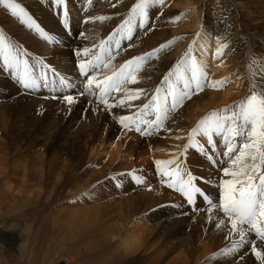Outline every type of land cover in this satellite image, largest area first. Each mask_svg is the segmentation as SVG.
Wrapping results in <instances>:
<instances>
[{
  "label": "rangeland",
  "instance_id": "obj_1",
  "mask_svg": "<svg viewBox=\"0 0 264 264\" xmlns=\"http://www.w3.org/2000/svg\"><path fill=\"white\" fill-rule=\"evenodd\" d=\"M250 1L253 6H262V8L257 10V14H253V10L241 8L238 2L243 4L242 0H193V4L187 6L185 5V0H166L162 7L154 6L150 8L147 29L141 31L140 35H135L132 40L127 39V42H124V38H122V42L125 44L120 46L118 50L114 49L113 53L111 52L114 59L119 54H126L132 48L136 47L141 38H153L152 32L156 29H165L167 35L171 37L163 41L164 44H168V42L173 41L174 38L175 40L178 39V43L176 46L175 43L174 46L168 45L167 50L163 49L156 56L148 58L136 73L138 82L135 84L129 83L125 86L133 91L139 89L138 86H142L144 92L139 99L130 102L126 101L125 106H120L119 104L116 105V102L118 101L117 98L120 95L122 96V93H117L118 95L114 94V96H109V102H113L116 106L110 110H128L125 115H134L139 112L142 108L141 105L146 103L144 102L142 104V99H148L146 100L147 102L151 99V96L154 94L152 93L151 95V89L155 85L158 86L161 84L162 86L159 87L162 90L167 89V84L164 83V77L168 75L169 72L173 71L190 45L193 47L192 55H194L200 63L204 64L207 71L210 73L209 78L216 80L212 64H205L202 61V57H200L194 49V44L199 36V30L186 26L185 24V16L183 15H186L191 8H194L196 11L198 18L195 16V19L200 20L199 26H206L209 29L208 35L210 40L212 39L211 42L214 39H219L220 35L224 34L222 28L217 27L220 19L226 24V27H228L225 29L226 33H232L234 27L238 26L237 31L239 30V32L235 36H238V39H240V48L244 49L251 47L247 55L250 76L246 78L238 77L239 68H236L237 62H235L234 65V63H232L233 60H231L230 65H223V72H227L222 76V79H224L225 76L228 78V83L223 90L206 88L199 95H194L191 100L186 102H194L193 100L197 97L207 100L210 98V95L216 97V94L218 96L216 97L217 100L222 102L224 99L223 96L231 91L230 96L227 98V100H229L227 105L229 106L232 102L233 104L230 106H233L250 94L249 88H246L253 86L255 82H257V84H255L257 90H259L260 77L256 75L254 79L253 75L259 74L264 70V0ZM16 2L20 3L44 31L52 37V42L49 43L41 38L38 33L21 24L18 18L13 17L2 7H0L1 19L4 21L8 20L11 24H14L22 33L25 31L28 32L29 35L45 49H67L69 52L71 51L73 57H76L78 49L77 42L79 39L84 38L85 35L91 32L93 33V29H90V31L87 29V32L85 31V33H82L83 26L88 25L89 22H94L98 17L97 14L99 11L106 8L108 4H111V10L116 9L115 11H117V13L122 11L121 7L126 4L125 6L127 7L123 9L122 16L119 17L118 14L115 16L118 17L119 23L115 26L116 29H114L115 27L113 29L117 31L118 26L128 18L130 8L136 0H65L64 4H57L56 0H16ZM99 4H102L103 8L101 10H98ZM234 5L240 7L234 9ZM27 6H29V8H27ZM65 10L70 12L66 17L68 21L67 26L63 23L65 19ZM235 12H238L237 15ZM240 12L242 15L241 20H239ZM178 16L179 19H177ZM230 16H232L234 21L231 20ZM48 19L52 20L51 23H56L55 30L43 26L45 20L48 23L50 22ZM155 19H158L157 22H155ZM237 20L239 23L235 24L234 22ZM95 23H97V21ZM5 24L8 23L5 22ZM115 24L116 22H113L112 26ZM132 24L134 26L132 27V32L136 29L140 30L139 18H136ZM154 24H156V26L153 31H151ZM92 25L91 23V26ZM244 25L246 27L243 28V31L242 27ZM183 27L185 29H183ZM256 27L259 29L256 30ZM72 28L74 30H72ZM177 28H179V30ZM180 28L182 29L180 30ZM112 30L104 35L106 39H108L110 36L109 33ZM0 32H3L4 35L7 33L5 28L1 25ZM6 37L17 48L31 53L30 55H26L27 58L34 61L30 64L38 65L37 61H43L50 66L49 63L44 61L45 59L42 60L40 58L41 55L32 53L22 42L18 40L15 41L10 35ZM119 38L121 41V37ZM97 42H95L93 46H95ZM66 43H68L67 47ZM155 48H157V46ZM208 49L212 50V48ZM227 49L228 45L224 48V54ZM82 50L83 49L80 51ZM145 50L144 48L140 50L135 57L144 56L145 53L152 51V49L149 51ZM43 52L45 53L46 50ZM165 52L171 55V60L167 62L165 68L162 69L163 71L161 70L162 72L160 71L159 74L152 76L148 71L149 65L162 59V55L165 54ZM80 58L86 59L87 57L82 55ZM91 74L95 73L91 72ZM68 76H70L73 82V76ZM9 77L12 78L10 72L4 71L2 69V62H0V80L8 79L7 83L9 82V85L6 83L0 85V171L2 167L6 169L4 174H0V264H134V260L125 258V254L121 247L110 244L105 245L104 242H101L102 240H99L100 233L94 230L95 225L92 224V221L83 220L77 218V216H79L81 212L84 215L85 212L86 214L89 212L90 215L91 211L96 207H100L102 210H108L109 208H128V210H130V205L133 202L131 193L136 190L135 187L138 186V184L134 182V185L130 186L126 184L122 178L125 176L128 177L132 172H143L146 175L145 180L147 181L150 176H154L153 179L156 180L153 181L156 182V184L158 179V184L161 188L166 192H170L171 195L178 196L179 200L164 198L163 200L165 201L154 208L157 211H161L160 209L164 211L173 209L178 201H182V194L168 188L165 183H161V174L153 172L151 169V166H155L153 161L150 163L151 166L150 164H145L142 169H137L135 165L129 167L125 165L124 161L120 160L117 163V167H115L112 172L103 175L100 174L101 172L99 169L103 167L106 158L95 157L89 161L88 152L85 150L87 140H92L94 136L89 135L88 131L92 129V126H95V123L89 120L90 118H76L78 114H85L86 112V104H78L77 102V96L81 93L80 90L73 88V90H66L63 93V95L65 93L72 94L76 100L74 104L69 106L62 100L63 95L53 99L54 96L50 98L48 93H42L40 94L42 96L36 97V93L23 92V87L19 86L14 78L10 79ZM152 77H154V79ZM152 83H154V85H151ZM180 87H182V85H180ZM51 93L54 92L51 91ZM163 94L164 92L162 91L161 96H163ZM239 95H241V97ZM114 99L117 101H113ZM224 100H226V98ZM221 108L222 106L217 107V105H213L210 111L205 112V114L207 115L211 111H216V109L219 110ZM179 110L171 115V117L174 118L166 121L164 128L158 132L161 138L178 140L174 138L177 136L181 137L185 133L184 131H186L187 126L182 125L180 129L178 128V122L181 121L183 123L185 120L183 116L184 112L181 111V108H179ZM205 114L202 115V118ZM117 117L118 116L114 117L113 123L123 128L118 123ZM144 118L154 119V116H147ZM86 121L89 124H86ZM189 122L190 121H188V124ZM85 124L87 127H84L86 126ZM176 128H178V131H174ZM130 134H133L132 137L135 135L132 139V144L135 142V138L139 136L141 138H147L148 140L152 137V135L142 136L140 133H136L134 128L130 131ZM215 138L221 139L222 137ZM179 140H182V137ZM237 140L238 144L242 142L240 138H237ZM216 150V153H209L208 148H204V153L201 151L202 160L206 161L204 158L206 156L207 158L212 157L211 161L208 158L209 164L206 161L208 165H204L203 169L205 172L215 173L219 181L221 179H228V177L223 175L222 171L223 167L228 166L229 161L228 156L222 155V152L226 151V149L223 145L217 146ZM178 153L179 152H177V155H179ZM186 154L187 155L183 158L185 161H188V153ZM203 154H205V156ZM79 162H82L84 166H77ZM191 167L195 172L197 167L194 165H191ZM24 171L28 173L27 178L30 177L32 179V184L39 183V179L41 178V182L46 180V182L49 183L48 187L44 188V191L41 193H37L35 187H29L28 189H30L31 193H28L29 190L24 189L25 187L23 188L20 185L25 175ZM80 173H83L82 175H84V177H89L94 174L100 176L98 181L85 192V195L70 193L73 190L72 188L77 189V186L74 185L75 183L70 182V179ZM6 176L10 179L5 180L4 178ZM130 176L129 178H131ZM164 179L167 180V177ZM5 181L12 184L11 189H8L5 185ZM149 181L153 182L152 180ZM56 182L59 184L57 187H54ZM139 187L147 189L146 184ZM51 188L54 189L53 194H51V196L46 195L47 191H50ZM12 189H14V191ZM55 190L56 192H54ZM107 190L113 192L112 196L107 195ZM54 193H56V196H54ZM187 206L194 211L193 205L187 204ZM214 209H219V207H215L212 210ZM79 211L80 213H78ZM68 256L77 257L73 262L68 259ZM209 259H213L211 254L209 255ZM239 260L240 259H238L237 262Z\"/></svg>",
  "mask_w": 264,
  "mask_h": 264
},
{
  "label": "bare ground",
  "instance_id": "obj_2",
  "mask_svg": "<svg viewBox=\"0 0 264 264\" xmlns=\"http://www.w3.org/2000/svg\"><path fill=\"white\" fill-rule=\"evenodd\" d=\"M242 2L243 4L238 2L241 8H245L246 10L248 9L253 10L254 11L252 12L253 14H257V10L262 8L261 5L253 6L250 0H242ZM185 3L186 6L192 5L193 0H185ZM125 5L121 7L122 11L117 13V11H115L116 9L111 10L112 9L111 4H108V6L104 9H102L103 8L102 4H99L98 10L102 9V11H99L97 15L98 17H100L101 15V17H105V19L102 21L96 19L94 22H89L88 25L82 27V33H85L87 29H89V31L90 29H93V33L91 32L92 34L90 33L88 35H85L84 38H80L79 41L77 42V48H78L77 51H80L85 47L90 49L91 54L86 59H92L94 55L99 54L100 41L101 40L108 41V39H106L105 38L106 36L104 35H106L110 30H112L115 26H117L119 20L118 17L115 16L116 14H118L119 17L122 16L123 9H126L127 7ZM240 6L234 5V9H237ZM27 8H29V6H27ZM237 13L238 12H235L236 15ZM68 14H70V12ZM183 16H185L186 26H190L191 28H195L199 30L198 32L199 36L197 38L196 43L194 44V49L198 53V55L202 57V61L205 64H212L213 72L216 80H222V76L227 72V71L223 72L224 69L223 65L224 66L230 65L231 60H233L232 63H234V65L235 62H237L236 68L237 69L239 68L238 70L239 73L237 74L238 77L246 78L250 76L249 65H248L249 60L247 59V55L249 54L248 52L251 47L250 48L247 47L244 49L240 48V44H239L240 39H238L239 38L238 36H235L239 32V30L237 31L238 26L234 27V31H232V33L230 32L226 33L225 29L228 27H226V24H224L221 21V19L220 20L218 19L219 21L217 27H221L222 30L224 31V34L220 35L219 39H214L211 42L212 39L210 40V37L208 35L209 29L206 26H202V27L199 26L200 20L195 19V16L196 18L198 17L194 8H191L189 12ZM241 16L242 15L240 12L239 20H241L242 18ZM230 17L231 20L234 21L232 16ZM155 20H156L155 22H157L158 19ZM49 21L50 22L48 23L45 20L43 26H45V28L50 27L53 30H55L56 23H51L52 20ZM96 21L97 23H95ZM133 21H135V19ZM5 22H7L8 24H5ZM113 22H116V24L112 26ZM91 23L93 24L92 26ZM234 23L237 24L239 23V21L237 20ZM148 24L149 22L147 21L144 28L140 27L139 28L140 30L137 29L134 30L132 32V38L135 35H140L141 31L146 30ZM0 25L3 28H5V30L7 31V33H5L6 36L9 37L10 35L11 38H13L15 41L18 40L22 42L35 55L38 54L41 55L40 58L42 60L45 59L44 61L50 64L51 66V67L49 66L50 68H54L60 75L64 76L67 79V81L73 85V87L71 88L72 90L73 88H75L77 90H80V92L83 91V84L85 83V78L80 75L78 68V64L82 60V58L80 57H82L83 51H81L80 57L74 56L75 57L74 58L71 51L69 52V50L67 49L65 50L45 49L44 47H42V45L39 42H37L33 37H31L28 32L25 31L24 33H22L20 29L18 30V28H16V26H14V24H11L8 20L4 21L3 19L0 18ZM155 26L156 24H154L151 31H153ZM132 27H134L133 24ZM244 27L246 26L244 25L242 27V30ZM114 29H116V27ZM114 29L109 33V35L111 36L114 32L116 33V35L113 37L112 41H109L105 45L106 48L111 49L112 53L114 49L118 50L114 41L120 39L119 37H121L120 33L117 32L116 30L114 31ZM177 29L179 30V28ZM181 29L182 28H180V30ZM183 29L185 28L183 27ZM258 29L259 28L256 27V30ZM72 30L74 29L72 28ZM152 34H153V38H148V37L141 38L140 41L137 43V46L135 45L136 47L132 49L130 48L131 50L126 54L123 53L116 56V58L112 60L109 69H104L103 67H101L100 71L98 73H95L94 75H97L98 78H102L105 72L111 74V70L113 68H118L119 65L124 63L126 60L135 57V55H137V53H139L140 50H142L143 48L146 49L145 51H149L150 49L153 50V48H155L156 46L159 47V45H161L163 41H166L169 38H171L169 35H167L166 30L163 28L156 29L154 32H152ZM88 37H92V38H88ZM95 42L97 43L95 44V46H93ZM124 42H127L126 36L124 37ZM120 43H121L120 46H123L125 44V43L123 44L122 38ZM174 43L176 46V44L178 43V39L175 40L174 38L170 46H174ZM220 45H228V49L226 50L225 54H223L219 58H214V53ZM67 46L68 43H66V47ZM208 48H212V50H209ZM164 49L167 50V47H165ZM44 50H46L45 53L43 52ZM22 51L27 53L26 55L31 54L25 50ZM26 55L23 56L22 58L28 60L30 67L33 68V70L38 75L40 71V66L36 64H30L33 63L34 61L27 58ZM105 55H107V53H105ZM162 56H163L162 59H160L158 62L149 65L148 71L149 74H151L152 76L159 74L160 71L163 68H165L167 62L171 60V55L167 54L166 52ZM254 56L256 58L255 54ZM142 65H144V62ZM2 69H3V63H2ZM4 71H8V70H4ZM68 75L73 76L74 78L73 82L70 79V76ZM152 78L154 79V77ZM48 79L49 81L53 79L51 72L48 73ZM224 79L228 81L227 76H225ZM7 80L5 79L0 80L1 82L0 85L4 83L9 85V82L7 83ZM14 80L17 81L15 78ZM255 84H257V82H255ZM18 85L21 86L19 82ZM151 85H154V83H152ZM159 86L161 87L162 85L161 84L158 86L155 85L151 89V95L152 93L155 92V88ZM81 87H82V91H81ZM138 87L139 89H142V86L141 87L138 86ZM60 88L61 87L59 86V81L57 78V85L55 91H53V87L51 83L49 84L48 87H44L43 84L41 83V86L37 89L23 88L24 90L22 89V91L29 93H36L35 95L36 97L42 96L40 95L42 93H48L49 97L51 98V96H55V97L62 96L63 93L67 90V89L61 90L62 88L61 89ZM248 88L249 91H251L253 86H249L246 89ZM51 91H53L54 93H51ZM117 93L118 92H112L110 96H114V94ZM228 93L227 94L224 93L226 95H224L225 97L223 96V98L224 99L226 98V100L223 99L222 102H219L220 100L219 101L217 100L216 98L218 97L217 94L216 97L214 95H210L209 96L210 98L207 100L204 98L197 97L193 100L194 102H185L184 106L181 107V111L184 112L183 116L185 117L184 118L185 120L183 121V123L179 121L178 122L179 127L177 126L179 129L182 127V125L187 126L186 131L182 130L185 132L181 136L182 140L179 139L170 140L168 138L163 139V137L161 138L158 132L153 131L152 137L149 140L147 138H141L139 136L135 138V142H133V144H132V139L133 137H135V135L132 137L133 134H130V131L128 129L124 130L125 128L123 129L118 125H116V123H113L114 122L113 119L115 116L125 115L127 114L128 110L122 111V110L104 109L103 105L101 107V104L100 105L98 104L94 96L91 97L87 95H80L79 93L77 96L78 97L77 102L78 104H86V112L85 114L84 113L78 114L76 118L77 119H79L80 117L82 118L86 117L87 119L90 118L89 120L95 123L94 124L95 126H92L93 125L92 124L91 125L92 129L88 131L89 135H94L92 137L93 138L92 140L88 139L86 142L85 150H87L86 152H88V159L90 161L92 158L95 157L96 158L104 157V159L106 158L103 167L99 169L101 172L99 173L103 175L105 173L112 172L115 169V167H117V163L120 160L124 161L125 165L129 167H133V165H135L137 169H142L143 166H145V164H150L152 161L154 162L155 160H169V159L178 158L184 164V167L190 170L196 176L198 186L201 187L202 191H204L206 195L209 196V198L213 201V204L217 205L218 207L219 191H220L219 180H217V176L215 175V173L204 171L203 168L204 165L207 164L206 161L209 164L207 156L204 157L206 160L204 161L202 160L201 151L199 149H197L196 147H189L185 151L184 146L187 143V133L191 130V128H193L196 125V123L199 121L200 118H202V115L205 114V112L210 111L213 105H217V107L222 106V108H225L233 104L231 102L229 106L227 105L229 101L227 100V98L228 96H230L231 91ZM122 96L120 95L117 98V100L119 101V99ZM239 96L241 97V95ZM117 100L114 99L113 101L116 102ZM146 100L148 99H142L143 101L142 104L144 102L147 103ZM118 101L116 102V105L118 104ZM171 118L172 117L170 116L169 119ZM188 121H190L191 124L190 122L188 124ZM85 123L89 124L87 123V121ZM84 127H87V125ZM178 128H176L174 131H178ZM142 136H148V135H142ZM197 139L200 140V142L203 141L199 136L197 137ZM215 139L219 141L218 146L224 145L222 138L220 139L214 137V140ZM236 143L238 144V140L236 141ZM201 144L204 143L202 142ZM204 148L205 149L208 148L209 153L217 152L216 149L215 151H213L210 148V146L206 144H204ZM177 152H179L178 153L179 155H177ZM186 153H188V161H185L183 158L185 157V155H187ZM202 153H204V150L202 151ZM203 155L205 156V154ZM81 165L84 166L82 162H79L77 164V166H81ZM191 165L197 167L195 169V172L192 169ZM175 166L176 165H172L171 167L174 168ZM151 169L153 172H157L156 166H151ZM5 170L6 169L2 167L0 174H4ZM27 174L28 173L25 172V175L22 178L23 181L20 185L23 188L25 187L24 189L29 190L28 193H31L30 189H28L29 187H35L37 193H41L42 191H44V188L48 187L49 183L46 182V180L44 182H41L42 180L41 178L39 179V183L35 182L36 184H32L31 183L32 179L30 177L27 178ZM82 174L80 173L75 175L74 177H71V179L69 178L70 182L75 183L74 185L77 186V189L72 188L73 190L70 193H75V195H82V194L85 195V192H87L91 188V186L98 181L100 177L97 176V174H94L89 177L87 176L84 177V175ZM135 174L136 175L138 174V176L142 177L144 183L138 184V186L135 187L136 190L131 193L133 202L130 205V210H128V208L126 209L109 208L108 210L106 209L102 210L100 207H96L91 211L90 215L89 212L88 214H86L85 212V215L82 214V212L80 213V211L78 212L80 214L79 216H77V218L92 221V224L95 225L94 230L97 231V233L98 232L100 233L99 240H102L101 242H104L105 245L110 244L121 247V249L125 254V258H130V260H134L135 261L134 264H259V262L255 259L254 255H252L251 253V241L255 240L254 233L248 234V236L246 237V243L241 245V247L237 249L236 252L230 253L226 256L220 255L219 254L220 249L224 247H230L234 239L238 240V237H228L226 228L218 229L215 226L219 219H226L223 216V213L220 209H214L215 211L212 210L213 212L212 211L209 212L207 210L209 207L208 204L203 200V198L198 197L195 205H193L194 207L191 206L194 209V211H192V209L189 206H187L188 203L186 199L182 197V199L180 198L182 201L180 202L178 201L176 205H174V208L171 209L170 211L167 210L164 211L163 209H160L161 211H157L154 208L158 204L163 203L165 201L163 200L164 198L167 199L171 198V200L172 198H174V200L175 199L179 200L178 196L171 195L170 192H166L163 188H161V186H159L158 184V179L156 184V182L153 181L156 180L153 179L154 176L149 177V180L153 181L150 182L149 180L148 181L145 180L146 175L143 172L138 171ZM129 176L123 177L122 180H124L126 184L133 186L134 182L136 181L135 179H133V176H130L131 178H129ZM4 179L7 180L10 178L6 176ZM5 183L8 189H11L12 184H10V182L8 181H5ZM58 184L59 183L56 182L54 184V187H57ZM145 184L147 189H142L141 187H139V186H144ZM12 190L14 191V189ZM53 190L54 189L51 188L50 191H47L46 195L51 196V194H53ZM54 192H56V190ZM106 193L108 196H112L113 192L107 190ZM54 196H56V193H54ZM256 243L264 247V244H262V242L256 240ZM210 254L213 256V259H209ZM76 257L68 256V259L74 262ZM238 259L240 260L237 262Z\"/></svg>",
  "mask_w": 264,
  "mask_h": 264
},
{
  "label": "snow or ice",
  "instance_id": "obj_3",
  "mask_svg": "<svg viewBox=\"0 0 264 264\" xmlns=\"http://www.w3.org/2000/svg\"><path fill=\"white\" fill-rule=\"evenodd\" d=\"M56 2L64 4L65 0H56ZM165 2L166 0H136L131 6L128 18L117 28L121 38L126 36L131 40L133 20L139 18V26L144 28L150 16L149 9L154 6L162 7ZM0 7L7 10L13 17L18 18L21 24L38 33L41 38L49 43L52 42V37L16 0H0ZM64 15L63 23L67 26V10ZM97 19L102 21L105 17H97ZM115 35L114 32L108 37V41H100L99 54L94 55L92 59H82L78 64L79 73L85 78L83 91L80 95L94 96L98 104H102L108 110L116 106L109 102L112 92L124 93L118 101L120 106H125L126 101L130 102L141 97L143 89L132 91L125 86L129 83H137L136 73L143 62L156 56L173 42L161 44L145 53L144 56L126 60L118 68H113L111 74L105 72L102 78L90 74V71L98 72L101 67L110 68L114 57L111 49L106 48L105 45L112 41ZM114 42L119 48L120 40L117 39ZM226 47L227 45H220L214 53V58L222 56ZM82 51L84 57L91 54L87 47ZM192 51L193 47L190 45L173 71L164 77V83L167 84L166 90L157 87L151 99L142 105L139 112L134 115L117 117L118 123L123 128L129 131L134 128L141 135H152L153 131L159 132L163 129L170 116L183 107L185 102L191 100L194 95H199L206 88L223 90L226 87L228 83L226 79L213 80L209 78L210 73L205 65L192 55ZM25 55V52L14 46L4 33L0 32V61L3 63V69L8 70L24 89H37L41 83L44 87H48L51 83L53 91H55L57 78L62 89L73 87L64 76L43 61H37L40 66L37 75L30 67L28 60L22 58ZM76 55L80 57L81 51H77ZM49 72L53 76L51 81L48 79ZM256 75L260 77L259 90L256 85H253L250 94L240 102L233 106L211 111L201 118L187 133V143L184 148L186 151L189 147H196L203 151L204 144H206L215 151L219 141L214 140V137H222L226 149L222 155L229 157L228 166L223 167L222 171L228 179L219 181L218 207L226 219H219L215 226L218 229L226 228L227 236L238 237V240L234 239L230 247L220 249L219 254L226 256L236 252L241 245L246 243L248 234L254 233L255 240L251 241V253L259 264H264V247L256 243L258 240L264 244V70L259 74H254V79ZM162 91L164 92L163 96H161ZM55 98L54 96L53 99ZM62 100L69 106L76 102L74 96L67 93L62 96ZM146 116H154V119H145ZM198 136L204 144H201L197 139ZM237 138L242 141L238 145ZM176 139H181V137L177 136ZM208 158L211 161L212 157ZM154 163L156 171L161 174L162 182L168 188L181 193L189 205H195L197 198L201 197L208 204L209 212L217 207L198 186L196 176L184 167L180 159L155 160ZM172 165L176 166L173 168ZM130 175L133 176L137 184L144 183L143 178L136 175L135 172ZM165 177L168 179L165 180Z\"/></svg>",
  "mask_w": 264,
  "mask_h": 264
}]
</instances>
